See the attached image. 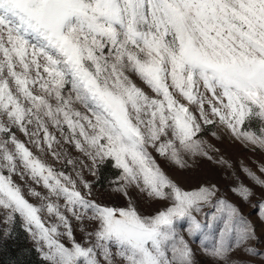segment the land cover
I'll list each match as a JSON object with an SVG mask.
<instances>
[{"label": "snow or ice", "instance_id": "obj_1", "mask_svg": "<svg viewBox=\"0 0 264 264\" xmlns=\"http://www.w3.org/2000/svg\"><path fill=\"white\" fill-rule=\"evenodd\" d=\"M218 126L264 149V0H0V210L47 264H205L186 238L198 235L211 264H264V199L258 231L215 184L186 189L157 159L212 161L219 149L203 137ZM107 158L122 206L94 199L83 175ZM133 190L158 207L142 212Z\"/></svg>", "mask_w": 264, "mask_h": 264}, {"label": "rangeland", "instance_id": "obj_2", "mask_svg": "<svg viewBox=\"0 0 264 264\" xmlns=\"http://www.w3.org/2000/svg\"><path fill=\"white\" fill-rule=\"evenodd\" d=\"M253 130L258 129V122L254 119L251 121L249 127ZM217 132L216 137L211 136V132H206L204 139L214 144L219 152L212 153L213 160L209 161L206 158L189 159L188 163L190 168L188 170H178L175 167L169 166L162 157L157 156V159L161 162L162 166L172 175V177L186 189H190L199 184H215L219 189V195L228 199L230 202L235 203L242 211V213L255 222L258 231L261 229L262 224L258 219V208L252 205L257 201L264 199V188L252 180L247 175L244 168L251 169L260 175L264 179V174L260 172V165H264V149L254 148L250 144H246L243 140L236 139L233 134L226 131L223 127H217L212 129ZM22 140L27 141V137L18 133ZM37 155H40L38 150ZM69 152L72 158L79 162V164L91 165V161L78 152L69 147ZM156 155V153H153ZM223 157L228 164L216 163ZM49 163L55 164L57 168L61 167L62 161H53L50 156H45ZM230 165V166H229ZM79 166V165H78ZM67 171L72 170V166L69 165ZM121 170L115 167V161L111 158L105 159L95 168V176L89 171L88 167H84V178L93 182V198L98 202L104 204H110L112 206H122L125 198L116 195L113 191L115 188V181L118 180ZM17 182L22 183L18 175L13 177ZM239 183H243L246 186L253 188L255 195L250 198V202H244L242 198L238 197L231 189L237 187ZM31 184V181H29ZM38 191L46 194V189L41 185L31 184ZM25 195L27 198L38 204L39 200L36 197L28 195L27 188L25 187ZM132 197L137 200L140 210L145 214H151L157 204L152 203L148 198L139 195L135 190L131 193ZM209 211V209H205ZM198 218L203 219L202 216ZM181 228L186 232L187 223L181 222ZM222 228V223L217 222L213 229L210 230L209 235L218 239L219 232ZM8 232L9 235H4ZM84 232L81 229L76 230L77 239H82ZM192 241V247L196 251L197 258L201 261H205V264H211L210 260H206L202 253L201 237L198 235L195 238L186 237ZM261 243L258 245L260 249H264V234L261 235ZM214 243L213 239L206 241L208 246ZM30 247L34 248V253L37 258L33 256V252ZM234 255H239L235 253ZM43 258V255L38 251V246L35 240H33L30 234L23 227V221L19 217L12 221H6L4 219V212L0 210V264H41L38 262V258Z\"/></svg>", "mask_w": 264, "mask_h": 264}, {"label": "trees", "instance_id": "obj_3", "mask_svg": "<svg viewBox=\"0 0 264 264\" xmlns=\"http://www.w3.org/2000/svg\"><path fill=\"white\" fill-rule=\"evenodd\" d=\"M31 251L33 252L34 251V248L30 247ZM33 256L37 258L36 254L33 252ZM38 262L41 263V264H47V261H45V259H42L41 257L38 258ZM33 263V260H31V263Z\"/></svg>", "mask_w": 264, "mask_h": 264}]
</instances>
